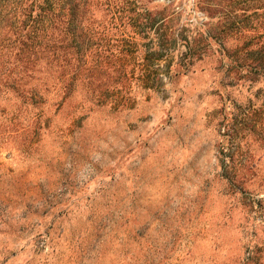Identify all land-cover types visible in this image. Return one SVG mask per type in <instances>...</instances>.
Wrapping results in <instances>:
<instances>
[{"label":"rangeland","instance_id":"rangeland-1","mask_svg":"<svg viewBox=\"0 0 264 264\" xmlns=\"http://www.w3.org/2000/svg\"><path fill=\"white\" fill-rule=\"evenodd\" d=\"M170 2L173 64L181 40L212 35L188 72L165 74L160 46L146 47L122 60L128 80L110 101L80 86L57 109L51 91L28 132L0 136V264H264V214L241 206L264 197V78L238 80L242 57L220 39L226 4L209 0L210 18L198 0L156 1ZM243 160L252 182L232 195Z\"/></svg>","mask_w":264,"mask_h":264},{"label":"trees","instance_id":"trees-1","mask_svg":"<svg viewBox=\"0 0 264 264\" xmlns=\"http://www.w3.org/2000/svg\"><path fill=\"white\" fill-rule=\"evenodd\" d=\"M156 1L0 0V136L13 138L28 132L37 119L28 114L45 106L44 94L51 91L58 94L57 109L80 86L91 97L97 96L96 106L110 101L128 80L122 60L129 56L133 62L134 56L140 57L146 47L160 46L157 59H166L165 74L172 69L188 72L195 59L200 60L198 57L207 51L212 35L203 33L181 40L188 53L173 64L170 46L178 38L170 26L179 12L173 2ZM198 1L201 11L214 17L215 6L209 0ZM218 1L229 7L221 23L220 39L235 45L226 50L228 56L242 57L241 63H235L236 75L242 71L238 80L264 78V22L250 26L247 21L264 9V0ZM195 49L198 55L193 54ZM227 161L234 162L232 157ZM254 164L252 160L238 164L241 171L234 176L232 195L247 194L244 187L252 180L246 176ZM248 200L252 204L248 205ZM263 205L264 197L257 201L247 198L241 203L251 209L257 206L259 214H264ZM251 253L256 255L258 249L254 247ZM253 263L252 258L237 261Z\"/></svg>","mask_w":264,"mask_h":264}]
</instances>
